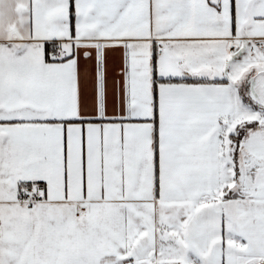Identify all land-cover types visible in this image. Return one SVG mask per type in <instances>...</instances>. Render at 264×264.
<instances>
[{
  "label": "snow or ice",
  "instance_id": "6c2138e0",
  "mask_svg": "<svg viewBox=\"0 0 264 264\" xmlns=\"http://www.w3.org/2000/svg\"><path fill=\"white\" fill-rule=\"evenodd\" d=\"M0 264H264V0H0Z\"/></svg>",
  "mask_w": 264,
  "mask_h": 264
}]
</instances>
